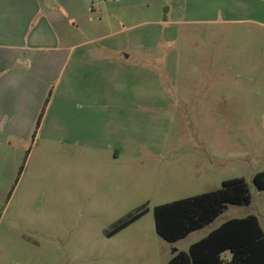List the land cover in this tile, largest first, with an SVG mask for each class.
<instances>
[{
  "label": "rangeland",
  "instance_id": "rangeland-1",
  "mask_svg": "<svg viewBox=\"0 0 264 264\" xmlns=\"http://www.w3.org/2000/svg\"><path fill=\"white\" fill-rule=\"evenodd\" d=\"M95 5L102 49L54 74L32 127L0 133V264H166L231 219L264 230V0ZM235 178L250 205L177 244L156 232V206Z\"/></svg>",
  "mask_w": 264,
  "mask_h": 264
},
{
  "label": "crops",
  "instance_id": "crops-1",
  "mask_svg": "<svg viewBox=\"0 0 264 264\" xmlns=\"http://www.w3.org/2000/svg\"><path fill=\"white\" fill-rule=\"evenodd\" d=\"M95 3L96 0H0V133L32 127L54 74L63 72L66 64L89 60L88 54L102 49L95 43L106 36L104 32L110 24L96 20ZM91 60L95 61L94 55ZM33 92H37L36 97ZM87 100L93 101V96ZM59 104L60 100L54 99L51 109L58 111ZM89 106L79 111L82 120H94L98 115ZM114 156L117 160L120 153ZM176 253L166 258V264ZM226 253L222 258L230 261Z\"/></svg>",
  "mask_w": 264,
  "mask_h": 264
},
{
  "label": "trees",
  "instance_id": "trees-1",
  "mask_svg": "<svg viewBox=\"0 0 264 264\" xmlns=\"http://www.w3.org/2000/svg\"><path fill=\"white\" fill-rule=\"evenodd\" d=\"M264 190V171L253 178ZM252 196L244 179L223 182L221 189L188 197L154 208L156 232L166 241L176 243L215 222L228 205H250ZM148 213L133 215L108 233L113 236ZM231 253L230 261L222 258ZM168 264H264V230L255 215L235 218L223 223L202 240L180 251Z\"/></svg>",
  "mask_w": 264,
  "mask_h": 264
}]
</instances>
